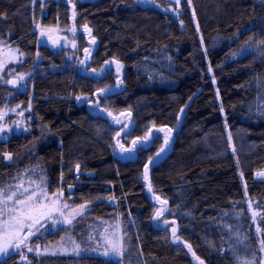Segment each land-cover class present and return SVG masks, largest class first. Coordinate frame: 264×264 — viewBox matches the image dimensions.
Wrapping results in <instances>:
<instances>
[{
    "label": "trees",
    "instance_id": "trees-1",
    "mask_svg": "<svg viewBox=\"0 0 264 264\" xmlns=\"http://www.w3.org/2000/svg\"><path fill=\"white\" fill-rule=\"evenodd\" d=\"M71 2L75 21L68 0H0V43L24 53L21 69L36 75L35 95L24 106L23 141L0 143V189L13 187L23 174L40 179L48 192L62 179L77 187L74 207H88L63 230L72 241H82L114 211L137 217L141 237L139 246L118 262L102 255L56 253L33 254L30 264H195L183 243L172 239L164 219L177 221L181 240L207 264H240L254 253L259 259L264 177L257 173L264 171V116L256 106L264 104V55L255 44L264 40V0H192L191 7L181 0L179 16L165 11L175 7L172 0ZM36 24L71 34L79 44L75 60L68 63L61 52L40 45ZM85 24L96 43L81 65L91 39ZM246 41L253 47L241 53ZM113 58L123 65L119 88L115 68L105 65ZM93 69L105 71L97 77ZM105 85L115 93L101 106L114 114L133 113L131 134L121 133L126 147L153 122L173 129L169 146L150 165L153 193L169 207L157 222L153 216L160 205L153 193L150 197L143 166L155 157L163 134L154 132V141L138 145L130 158L114 153L113 137L121 126L76 100L86 96L94 101L95 90ZM11 95L0 80V108L9 105ZM6 152L11 160L4 158ZM250 202L262 211L257 223Z\"/></svg>",
    "mask_w": 264,
    "mask_h": 264
},
{
    "label": "snow or ice",
    "instance_id": "snow-or-ice-1",
    "mask_svg": "<svg viewBox=\"0 0 264 264\" xmlns=\"http://www.w3.org/2000/svg\"><path fill=\"white\" fill-rule=\"evenodd\" d=\"M35 2V0H34ZM138 3L142 4H154L155 0H137ZM174 2L175 7L170 9H165V11H172L177 16L180 14L181 8V0H172ZM189 7L192 6V0H186ZM68 3L71 4L72 7V20L75 21L76 12H75V4H72L71 0H68ZM6 15V14H5ZM193 19H195L196 13L193 9L192 11ZM181 24L183 21L181 20ZM36 29L39 32L40 37H47L48 41L53 45V47L58 46L60 43V38L56 36L58 29L52 27H45L42 24H36ZM72 33L75 35L76 29L73 27L71 29ZM83 31L89 37H91L89 43L91 45H95L96 40L95 37L92 36V29L89 28L87 24L83 26ZM197 32H199V24H197ZM201 44L203 45V37L201 36ZM245 48L241 50V53L246 51H250L253 47L251 41L245 42ZM72 47L76 48L75 40L72 42ZM256 51H258L261 55H264V40L257 41L255 44ZM4 49L0 48V54H3ZM15 52H18L20 56H23L24 53L19 52V49H16ZM13 50H9L6 59L8 61H12L16 59V55ZM84 59L79 60L81 65H86L91 53L89 48H85L83 50ZM37 57H39V52L36 53ZM105 65L115 66V72L117 74L116 79V88H119L123 83L121 79V72L123 69L122 63L113 58L111 61H105ZM5 68V58L0 55V72H3ZM105 69H102L100 73H96V70L93 69L92 72L97 77H102ZM209 72L212 71L211 66L208 69ZM10 75H14L15 78L8 79L5 81L6 84L12 85L13 87L17 86L20 81L25 80V75H15V73H9ZM3 77H0L2 79ZM213 83H215V79L213 78ZM115 89L105 85L104 87H98L93 95L96 99L93 101L92 99L86 96H76V100L78 102H85L90 107H93L97 110L98 114H106L107 117L111 118V121L115 125H120V130L115 132L113 137L114 145L113 152H118L121 156L125 158H130V156L135 155L137 151L140 150L139 146H143L150 142H153L156 138L154 136L155 133L163 134V143L160 148L156 152L155 157L149 156L147 162L143 166V180L147 185V190L149 193H153V187L149 180V171L150 165H153L156 160L159 159L161 153H164L166 148L169 146V143L172 139L173 129L167 126L156 127L155 123L149 127L143 136H137L131 140V146L126 147L124 143L121 142V133H124L125 136L131 134L130 124L132 119V111L123 110L119 114H114L113 111L105 106H101V100L106 99L109 94H114ZM219 93H217L218 95ZM19 107V105H17ZM257 114L260 116H264V104H257ZM31 109V104L29 103V110ZM251 110V109H250ZM12 111H15L14 109ZM221 112L224 111L223 107L220 109ZM183 112V108L181 109ZM6 112L4 110H0V122L4 121L6 116ZM18 115L23 116V112H19ZM179 121V116L177 117ZM18 126V125H17ZM6 131V125L4 123H0V133ZM27 131V129H25ZM229 143H231L232 137L229 133L228 136ZM235 149L233 148V152ZM4 158L6 160L12 159L11 153H4ZM80 165H76L77 171H79ZM241 178H243V173L241 172ZM258 176H264V171L258 172ZM33 182H29V186L25 187L24 183L21 182L17 184L14 188L9 186L8 189H0V253L6 252L9 248H15L17 251H22L23 249H27L28 252H32L34 249L30 246L29 241L32 240L33 237L37 235L41 228L45 226L47 221L51 220L53 224L56 223H64V224H72L73 219L76 216H79L83 213L86 208L85 204H80L75 208H71L67 203H63L61 197L63 196V192L59 191L56 193H52L51 195L46 191V189L38 184L35 188L31 187ZM154 199L159 202L160 207L155 209L153 220H160L165 216V213L168 211L166 205L168 201L166 199H162L159 195H155L153 193ZM249 210L251 211L253 222L256 221L258 213L256 211H252V205L249 203ZM62 218V219H61ZM163 224L171 228L172 239L176 242L183 243L184 247L187 248L188 252L192 254V257L198 261V264H205L204 260H202L192 249V245L187 241H182L180 235H178V225L175 219L171 221L164 219ZM256 231L258 233L262 232V229L259 225L256 227ZM104 240L105 256H114L121 258L124 257V247H123V238L117 237L115 233L111 235L108 234V230L105 229V234L102 237ZM76 248L79 245L75 246ZM260 252H264V239L260 241ZM36 252L39 254V245L36 246ZM27 258L21 255V260H26ZM240 264H264V259H257L256 254L254 253L251 259H243Z\"/></svg>",
    "mask_w": 264,
    "mask_h": 264
},
{
    "label": "rangeland",
    "instance_id": "rangeland-1",
    "mask_svg": "<svg viewBox=\"0 0 264 264\" xmlns=\"http://www.w3.org/2000/svg\"><path fill=\"white\" fill-rule=\"evenodd\" d=\"M52 28H55V27H52ZM57 29L58 31L55 35L60 38V43L58 46L53 47V45L48 41L47 37L39 36L38 37L39 43L40 45H45V46L50 47L52 50L56 52H61L63 57L67 59L68 63L69 62L72 63L75 60L74 56L79 51V46H78L79 44L78 42L75 41L76 48L74 49L72 47L73 39H71V34L64 35L63 32L59 28ZM87 41H88L87 42L88 44L90 39L88 38ZM0 48L4 49L3 54H0V55H2L5 58L4 71L0 72V77H3V78L0 80L6 81L8 79L15 78L14 75H10L9 73H15V75L17 76L20 74L25 75V80L20 81L17 86L13 87L12 85L8 84L10 90L12 91V95L9 101L14 105L20 99L19 104H23L25 106L26 101L28 99H31L35 95L36 90L34 87L35 85L34 81H35L36 75H34L35 74L34 72H27L21 69L23 56H20L18 52H15L17 48L11 47V46L4 48L2 46V43H0ZM88 48L91 53L92 45L90 43H89ZM9 50H13V52H15V55L17 57L16 59L12 61H8L6 59ZM112 66L115 68L114 65ZM36 69H39V67L36 66ZM23 90H24L23 93H24L25 98L21 99L22 97L21 92ZM4 108L5 107L1 109H4ZM21 112H23L25 115L26 110L24 109V107L21 110ZM30 181L33 182L31 184V187L33 188H35L36 185L38 184L41 185L40 179H35L33 177H30L27 174H23L20 177H18V179L15 181V185L13 186V188L17 184H20L21 182L24 183L25 187H28ZM250 203L252 205V211H256L258 213L256 221H255V223H257L261 217L262 211L260 210L259 205H257V203H252V202ZM104 227H106V229L110 231L111 234L115 233L118 238L119 237L123 238L124 256L128 255L133 247L137 248L139 246L141 235H140V225L138 223L137 217H134L128 212L114 211V212H110L104 219L100 220V223H98L96 227H93L90 231H88L86 238H84L82 241L81 240L72 241V239L69 236H67L64 233H61L54 238L53 242L48 247V250L55 251L57 253H66V254L82 253V254L105 256L103 254L105 250V245L100 244V239L102 237L101 236L102 234L100 232L104 229ZM76 245H79V247L76 248L75 247ZM64 248L66 249L63 250ZM105 258L108 259L110 262L120 261V258L111 256V255L105 256ZM259 259H264V252H260Z\"/></svg>",
    "mask_w": 264,
    "mask_h": 264
},
{
    "label": "flooded vegetation",
    "instance_id": "flooded-vegetation-1",
    "mask_svg": "<svg viewBox=\"0 0 264 264\" xmlns=\"http://www.w3.org/2000/svg\"><path fill=\"white\" fill-rule=\"evenodd\" d=\"M21 96H22L21 99L25 98L24 93H22V92H21ZM19 100L14 105L11 102H9L8 103L9 105L5 106L4 109L0 108V110H4L7 113L5 118H4V121L0 122V123H4L6 125V131L3 133H0V143L7 144V143H13L16 140L18 142L23 141L21 136L26 132L25 131L26 125L23 122L24 115L23 116L18 115V113L21 112V110L24 107L23 104H19V102H20ZM17 105H19V107H17ZM13 109L15 111H12ZM263 177L264 176H260L261 179ZM256 180H257V176H256ZM70 188H74V194L72 196L69 194ZM47 189H46V191H47ZM59 191L63 192V196L61 197L62 202L67 203L70 206V209L72 207L75 208L74 204H73V202H75L76 195H77V187L75 186V184H67L66 185L63 182V180L60 179L57 183H55V184L53 183V185H51L50 192H48V191L47 192L49 194H52V193H56ZM87 208L88 207L86 206L85 209H87ZM105 217L106 216H104L102 218L104 219ZM77 219H78V216H76L73 219V222L70 225L64 224L62 222L53 224L51 220L47 221L45 226L40 229V231L37 233V235L35 237H33L31 241H29L30 246L33 247V249H34L32 252H28L27 249H23L22 251H17L15 248H9L6 252L0 253V264L10 262V261L16 260V259L19 260L20 264H30L33 254H37V252H36V246L37 245H39V254L38 255H54V254H56L57 252L48 250V247L50 246V244L53 242L54 238L58 234L63 233V230H65L68 227H70L71 225H73V223ZM105 229H106V227H104V229L100 232L102 234L101 235L102 237L105 234ZM108 234L111 235L110 231H108ZM102 237L100 239V244L104 245V240ZM65 249L66 248H64L63 250H65ZM57 254H61V253H57ZM62 254H64V253H62ZM21 255L25 256L27 259L21 260ZM103 257H105V256H103ZM195 264H197V263H195ZM205 264H207V263L205 262Z\"/></svg>",
    "mask_w": 264,
    "mask_h": 264
},
{
    "label": "water",
    "instance_id": "water-1",
    "mask_svg": "<svg viewBox=\"0 0 264 264\" xmlns=\"http://www.w3.org/2000/svg\"><path fill=\"white\" fill-rule=\"evenodd\" d=\"M75 35H76V33H75ZM24 92V90L22 91V93ZM80 173V170L79 171H77V174H79ZM69 194L72 196L73 194H74V188H70L69 189ZM150 194V197L152 196L151 195V193H149ZM167 209L169 210V207L167 206ZM168 212V211H167ZM167 212H166V214H167ZM155 222H157V220H154ZM178 232H179V228H178ZM194 251V250H193ZM193 258V257H192ZM193 262L194 263H197L198 264V261H196L194 258H193Z\"/></svg>",
    "mask_w": 264,
    "mask_h": 264
}]
</instances>
